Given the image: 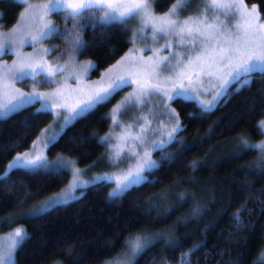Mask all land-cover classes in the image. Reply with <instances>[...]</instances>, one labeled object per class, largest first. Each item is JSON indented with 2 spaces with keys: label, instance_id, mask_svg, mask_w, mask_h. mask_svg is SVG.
Segmentation results:
<instances>
[{
  "label": "trees",
  "instance_id": "1",
  "mask_svg": "<svg viewBox=\"0 0 264 264\" xmlns=\"http://www.w3.org/2000/svg\"><path fill=\"white\" fill-rule=\"evenodd\" d=\"M170 2L159 0L157 12H165ZM244 2L257 6L264 17V0ZM22 11L20 2L0 0L2 27L14 26ZM53 17L61 31L71 27L60 14ZM82 35L91 46L81 57L94 60L98 68L93 76L115 64L131 47V33L119 28L104 33L88 28ZM49 41L60 50L67 45L58 38ZM253 76L250 87L230 91L206 114L195 101L175 100L182 125L180 140L164 149L168 159L158 153L161 164L148 182L119 202H109L113 184L94 183L80 199L24 218L21 223L30 238L16 253L18 264H117L121 254L119 264H264V163H259L257 152L239 146L241 137L252 143L264 138L257 128L264 120V74ZM120 93L68 126L49 146L50 157L75 158L83 167L101 159L106 149L94 136L110 131L107 117ZM37 106L0 119V175L16 155L31 150L53 121L52 112L37 113ZM70 178L67 170L50 175L13 169L0 176V221L60 192ZM237 215L243 227L233 222ZM136 236L148 247L132 256L126 242Z\"/></svg>",
  "mask_w": 264,
  "mask_h": 264
},
{
  "label": "snow or ice",
  "instance_id": "2",
  "mask_svg": "<svg viewBox=\"0 0 264 264\" xmlns=\"http://www.w3.org/2000/svg\"><path fill=\"white\" fill-rule=\"evenodd\" d=\"M19 2L29 12L19 18L22 23L9 41L17 49V61L5 70L0 79L26 81L30 78L34 84L38 82L41 85H66L69 79L82 83L89 70L98 71L91 61L77 63V55L85 54L91 46L84 40L82 33L88 28L101 33L112 28L132 33L129 38L132 50L108 68L100 81L77 89L86 97L82 102L71 106L58 103L56 97L64 95L58 87L55 93L48 94L38 92L35 88L31 92L13 89L14 100L0 105V119L28 105H38L37 113L51 112L53 106L66 109L64 113H56V117L63 120L61 132L43 141L46 148L77 119L87 118L123 89L136 85L134 91L108 114L112 125L109 133L102 137L94 136L96 142L105 147L109 166L116 170L114 174L84 180L82 170L75 166L74 161L52 164L43 154L33 158L26 153L17 156L8 165L10 169H23L32 174L43 171L50 175H61L71 165V184L50 198L41 210L80 199L93 181L100 186L114 184L108 199L109 202H119L127 192L148 182L145 172L152 173L159 168V164L152 160L149 148L160 151L162 159H168L164 149L179 139L177 133L182 130V125L179 114L170 107V101L197 100L201 112L206 114L230 91L240 90L234 85L250 87L254 73L264 74V23L260 22L257 9L253 7L249 11L243 0H198L199 7L190 14L188 10L194 0H171L163 13L155 10L159 0H49L45 4H30L28 0ZM51 13L60 14L65 24L71 27L66 26L61 31L48 19ZM133 23L136 24L134 29L131 27ZM52 38L67 41L66 47L63 50L55 46L39 47L35 53L28 55L19 51L25 42L36 47ZM8 50L0 46V56ZM166 50L167 54H164ZM56 51L60 55L55 61L49 62L46 57ZM145 51H150L151 55L145 57ZM223 69L229 71L225 74ZM202 76L215 77L219 82L216 85L218 90L210 100L198 99L204 84ZM146 107L152 119L142 114ZM154 107L161 110L159 116L153 111ZM129 113L133 115L125 124L121 117H127ZM153 120L156 121L155 126ZM116 128L121 129L120 133H115ZM257 128L264 135V121L259 122ZM239 146L243 151L257 152L259 163H264V141L256 144L241 137ZM259 163L256 167H259ZM78 188L80 192L77 195ZM145 210L151 211L150 208ZM15 219L9 217L7 221H0V224L11 226ZM233 222L237 227L244 226L239 215L233 218ZM29 238L26 229L16 227L9 235L8 243L0 245V264H18L16 253ZM126 246L128 254L135 256L144 251L148 244L136 236L130 244L126 242ZM190 255L191 252L185 254L181 261H187ZM122 258L123 254L117 264Z\"/></svg>",
  "mask_w": 264,
  "mask_h": 264
},
{
  "label": "rangeland",
  "instance_id": "3",
  "mask_svg": "<svg viewBox=\"0 0 264 264\" xmlns=\"http://www.w3.org/2000/svg\"><path fill=\"white\" fill-rule=\"evenodd\" d=\"M16 1L19 2V0H16ZM28 2L30 4H45V3H48L49 0H28ZM243 3L247 6V9L249 11H251L253 9V7H255L257 9V11H258L260 22L264 23V17L262 16L260 11L258 10L257 6L248 5V4H246L244 2V0H243ZM198 7H199L198 0H194L193 4L189 7V10H188L189 14L192 13L193 11H195ZM155 10H156V6H155ZM28 12H29V9L26 6L23 5V11L21 13V16H26L28 14ZM156 12H157V10H156ZM157 13H160V12H157ZM53 14L54 13H51L49 15L48 19L51 21L52 24L56 25L54 17H53ZM1 17H2V14L0 12V46H3L6 49H9L8 51L5 52V54L0 56V77H3L5 70L7 68L12 67L13 63L15 61H17V56L15 54L17 49L14 46H12L9 43V41L11 39H13L15 30L20 26V24L22 22L19 19V21L14 26H12L11 28H3L2 27V22H1ZM131 27L134 29L136 27V24L133 23L131 25ZM131 35H132V33H131ZM54 46L55 45L50 43L49 40L44 41L42 44L37 45L36 47H33L30 42H25L23 48L19 49V51L23 55H28V54L35 53L36 48H39V47L52 48ZM132 48H133V45L131 44V47L129 48V50L127 51V53L124 56H126L132 50ZM57 54H58L57 51L53 52L50 56H47L46 59L49 62H53L57 58ZM164 54H167V50L165 51ZM144 55H145V57H147L148 55H151V52L150 51H145ZM122 58H120L119 60H121ZM76 59H77V63L78 64H85V63L91 61V62H93L96 65V62L94 60H92L90 58H83V57H81V55H77ZM61 62H63V61H61ZM115 64H113V65H115ZM111 67H109V68H111ZM106 71H107V69L102 71V73L99 76H93L94 70H89L88 76L83 78L82 83L81 82H74L72 79H69L67 81L66 85H51V86L45 87V88L40 87L41 84L38 83V82L35 83V85L30 86V87L23 86L21 84V83L26 82V81H32V79H30V78L27 79L26 81L11 80V79H8V78L0 79V105H6L10 101L14 100V93L12 91L13 89H18L21 92H31L33 90V88H35L36 91H38V92H42V93L48 94V93H55L57 88L59 87L61 89V91L64 93V95H63V97H56L57 102L58 103L67 104V105L71 106L73 104L82 102V100L84 98H86L85 95H82L77 89L79 87H82V86H85V85H91L94 82L100 81L102 76H103V74ZM228 71H229V69H223V72L225 74ZM66 75H68V73H66ZM201 79L204 81V84H203V89H202L201 94L198 97V99L199 100H210L212 98V95L214 94V92H216L218 90L216 85H218L219 82L215 79V77L202 76ZM184 82H185V84H187V80H185ZM5 85H7L8 87L5 88ZM135 87H136V85H132L130 87H127V88L123 89L121 91V93H120V96L118 98L117 103L114 105L113 108H115L117 104H119L122 100H124V98L127 97L129 95V93L133 92ZM233 87L234 88H236V87L241 88V86H239V85H234ZM5 92H7V95H5ZM193 95H195V93H193ZM174 101L175 100L169 102L170 107L172 109H175L174 106H173V102ZM192 101H195L198 104L197 100H192ZM155 103L156 102H153V104H155ZM218 104L219 103L215 104L214 108ZM28 106H30V105H28ZM25 107H27V106H25ZM65 111H66V109H64V108H61V107H58V106H53L51 112L54 115V119L51 122V124L42 131V133L39 135V137L37 138V140L33 144L31 150L16 155L13 158V160L17 156H22V155L27 153L30 157H33V158H34L35 155L43 154L44 156H46L48 158V160L50 162H52V164H58L61 161H74L75 162V166L82 170V178L84 180H91L93 177L101 176L103 174H108V175L114 174L116 172V170L109 166L108 160L106 158V152L103 155V157L101 159H99L97 162H95V163H93V164H91L89 166H84V167L78 165L77 160L75 158H71V157H67V156H58V157H55V158H51L50 157L48 149H49V146L53 142L49 143L48 146L45 148L44 145H43V141H45L48 137L53 136L55 133L61 132L60 124L63 123V120L62 119H58L56 117V113L57 112L64 113ZM153 111L156 112L157 115L159 116V113H160L161 110L154 107ZM175 111H176V113H178V111L176 109H175ZM10 114H12V113H9L8 116ZM142 114L145 115V116H148L149 119H152L151 115L148 113L147 107L145 108V110H144V112ZM132 115H133V113H129V115L127 117H121V118L123 119L124 123L127 124L131 120ZM161 118H163V117H161ZM155 125H156V121L153 120V126H155ZM111 128H112V125H111ZM45 130H47V132ZM120 131H121L120 128H116L115 129V133H117V134L120 133ZM133 131H135V129H133ZM179 133L180 132L177 133V136L179 138L178 140H180V138H181V135ZM165 139H166V137H165ZM262 141H264V138L260 142H262ZM260 142H255V143L259 144ZM169 145H167V147ZM149 151L151 152L152 160L156 161L157 164L160 165L161 164V160L158 157V153L160 151L152 150L151 148H149ZM13 160L9 164H11L13 162ZM13 169H15V168H11L10 169L9 167H7L6 172L3 175H0V176H6ZM65 170L69 171V173L71 174V178H70V181L68 182V184L60 192H57V193L51 195L50 197H48L47 199L43 200L42 202L38 203L37 205H35L33 207H30V208L28 207V208L22 209L16 215L9 216L11 218H17V219H15V223L13 225L9 226L7 224H0V245H6L8 243V237L15 230L16 227L24 228L28 232L27 226L25 224L21 223V221L24 218L33 217V216H36L38 214L45 213V212H47V211L52 209V208H50V209L41 210L42 205H44L47 201H49L50 198H52L53 196H56L57 194L61 193L63 190H66L67 186L69 184H71L72 179H73L71 165H69V167L67 169H65ZM144 175H146L148 177V179H149L150 173L145 172ZM94 183H97V182L93 181L92 184H94ZM113 187H114V184H113ZM79 192H80V189L78 188L77 189V195L79 194ZM85 192H86V189L84 191V194H85ZM9 217H6L2 221H7ZM5 226H8V228L3 229V227H5Z\"/></svg>",
  "mask_w": 264,
  "mask_h": 264
}]
</instances>
